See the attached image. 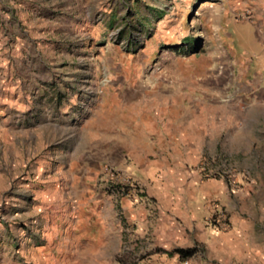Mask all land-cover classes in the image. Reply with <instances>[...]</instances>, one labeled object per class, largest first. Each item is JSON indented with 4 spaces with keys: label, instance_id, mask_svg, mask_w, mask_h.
Here are the masks:
<instances>
[{
    "label": "rangeland",
    "instance_id": "1",
    "mask_svg": "<svg viewBox=\"0 0 264 264\" xmlns=\"http://www.w3.org/2000/svg\"><path fill=\"white\" fill-rule=\"evenodd\" d=\"M158 4L150 11L139 0H0V264L76 263V252L63 249L74 243L60 226L62 215L37 199L47 172L76 155V135L89 130L98 100L120 99L144 79L169 81L166 68L179 66L174 57L182 66L207 70L210 100L238 101L245 109L249 124L242 133L256 148L250 157L255 185L243 199L247 206L249 197L264 200V66L257 67L264 45H252L255 31L245 10L256 6L264 13V0ZM224 4L248 20L225 23L239 62L210 35ZM260 39L264 44V31ZM157 49L167 60L148 59ZM243 59L257 71L255 91L243 77ZM137 69L154 78L138 77ZM225 171L233 195L241 189L237 171Z\"/></svg>",
    "mask_w": 264,
    "mask_h": 264
},
{
    "label": "crops",
    "instance_id": "2",
    "mask_svg": "<svg viewBox=\"0 0 264 264\" xmlns=\"http://www.w3.org/2000/svg\"><path fill=\"white\" fill-rule=\"evenodd\" d=\"M158 3L139 0L150 11ZM230 10L222 6L210 35L230 61L239 62L225 23L248 20ZM245 10L255 31L252 45H264V13L256 6ZM162 54L157 49L147 57L167 60ZM193 54L184 57L192 60ZM174 59L179 66L166 68L169 81L144 79L120 99L98 100L89 130L76 135V155L47 172L37 199L43 209L62 215L60 226L74 243L63 249L76 252L75 264H264V200L249 197L247 206L243 199L255 185L250 157L256 148L242 133L249 124L245 109L238 101L210 100L207 70ZM243 60L251 91L258 87L257 71ZM257 65L264 66V55ZM136 75L154 78L142 69ZM226 169L237 171L241 184L233 195ZM126 178L143 189L142 198L135 200L131 188L127 198ZM216 209L226 212L227 229L208 224Z\"/></svg>",
    "mask_w": 264,
    "mask_h": 264
},
{
    "label": "built area",
    "instance_id": "3",
    "mask_svg": "<svg viewBox=\"0 0 264 264\" xmlns=\"http://www.w3.org/2000/svg\"><path fill=\"white\" fill-rule=\"evenodd\" d=\"M124 184L122 187V190H127L126 195L131 194L129 193L127 188H131L134 190L135 194V200H139L143 197V189L140 188L134 181H132L129 178H126L123 180ZM208 224L211 226V228L215 230H224L227 229L229 226L228 223V217L226 215V212L223 209H216L212 215L209 218ZM185 264L187 262H184Z\"/></svg>",
    "mask_w": 264,
    "mask_h": 264
},
{
    "label": "trees",
    "instance_id": "4",
    "mask_svg": "<svg viewBox=\"0 0 264 264\" xmlns=\"http://www.w3.org/2000/svg\"><path fill=\"white\" fill-rule=\"evenodd\" d=\"M175 252L184 253V252H186V251H183V250H176Z\"/></svg>",
    "mask_w": 264,
    "mask_h": 264
}]
</instances>
